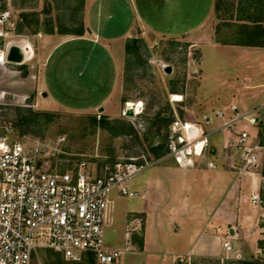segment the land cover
<instances>
[{
	"label": "rangeland",
	"instance_id": "rangeland-1",
	"mask_svg": "<svg viewBox=\"0 0 264 264\" xmlns=\"http://www.w3.org/2000/svg\"><path fill=\"white\" fill-rule=\"evenodd\" d=\"M97 1L101 5L106 2ZM207 1L135 0L132 5L131 0H123L122 5L113 3L109 10L101 8L87 24L85 0H0V10L9 8L14 18V26L5 37H0V48L12 41H26L31 48L22 63L0 62L2 114L17 129L23 125L21 118L26 117L33 133L64 134V149L68 154H63V161L85 156L96 169L105 161L141 153L154 155L151 142L161 139L167 130L164 123L154 122L158 112L198 120L210 129L218 123L213 116L215 109L227 108L231 102L241 106L240 98H244L249 106L262 102L256 127L261 132L264 128V24L240 18L254 15L248 0H216L211 29L203 30H211L210 35L205 32L199 37L168 35L137 24L141 22L165 33L180 30L200 19ZM80 20L83 33L59 31L61 27L72 29ZM96 23L100 24L102 35L121 32L130 24L133 28L122 41L106 42L93 32ZM50 27L52 32L47 30ZM172 94H176L177 100L172 99ZM131 102L141 104L139 111L128 115L126 109ZM92 115L97 119L100 115L109 118L111 125L131 124L132 129L119 128L114 132L93 122ZM157 127L159 134H156ZM227 134L225 142L231 136L227 130L214 132L210 140L217 143ZM215 151L216 148L211 150L210 155H216ZM221 152L231 161L228 147ZM163 164L161 160L139 171L129 180L130 186L143 187L152 172ZM256 171L260 175L259 192L264 205V159ZM145 202V198L126 195L116 197L113 202L104 237L112 246H123L128 240L129 250L122 253L120 264H169L171 254L165 256L163 252L173 251L176 243L183 249L189 246L184 233L165 223L164 227L153 230L158 245L148 253L139 252L145 214L134 210ZM127 211L134 212L126 215ZM132 218H138L139 224L133 230L130 228L126 237L125 227ZM259 223L264 224V214ZM242 245L240 257L228 254L221 261L216 256L197 255L191 257L189 264H242L236 259L251 257L255 243L248 240ZM49 248L39 247L32 255L31 264H99L88 253L79 259H66ZM234 249L232 245L230 251ZM259 263L264 264V260Z\"/></svg>",
	"mask_w": 264,
	"mask_h": 264
},
{
	"label": "built area",
	"instance_id": "built-area-1",
	"mask_svg": "<svg viewBox=\"0 0 264 264\" xmlns=\"http://www.w3.org/2000/svg\"><path fill=\"white\" fill-rule=\"evenodd\" d=\"M13 26L11 10L1 9L0 37ZM11 43L18 44L24 56L16 63L24 62L31 49L26 41L5 42L0 48L5 55L2 62L8 61ZM172 99L177 100L176 94ZM259 108L241 109L231 102L227 108L214 110L218 123L210 129L198 120L174 116L166 130L163 154L141 153L105 161L98 169L85 156L63 161V154H68L64 134L41 136L20 131L0 110V264H31L33 253L41 246L59 251L66 259L90 253L99 264H120L122 253L129 250L128 240L123 246H112L104 237L111 192L138 195L130 187L131 177L165 157L181 167L215 168L216 158L209 154L210 136L224 130L231 136L225 142L229 135L223 137V147L236 151L228 152L232 156L229 166L237 172L254 173L264 159V128L261 132L256 129ZM255 199L258 194L253 195ZM129 224L126 237L139 219L132 218ZM222 244L226 251L232 248L226 239ZM224 257L228 255L220 257L221 261ZM190 260L189 253L173 254L169 264H189Z\"/></svg>",
	"mask_w": 264,
	"mask_h": 264
},
{
	"label": "crops",
	"instance_id": "crops-1",
	"mask_svg": "<svg viewBox=\"0 0 264 264\" xmlns=\"http://www.w3.org/2000/svg\"><path fill=\"white\" fill-rule=\"evenodd\" d=\"M105 1V5H101L102 3L100 4L97 0H85L84 21L87 24L91 22L95 13L98 15L102 11L101 8L109 10V8H113V3L114 5L123 4V0ZM134 2L135 0H131L132 5ZM247 4L250 12L252 11L251 13L254 15L252 18L245 16L240 18L264 24V0H248ZM202 9H204L203 15L197 22L183 29L173 30V32L165 33L162 30L151 29L141 22L137 24L146 30L168 35L185 34L199 37L207 31V28L211 29L216 0L204 2ZM132 28L133 25L130 24L121 32L106 34L104 32L102 35L100 24L96 23L93 32H97L101 40L105 39L106 42L109 40L122 41L124 36L130 35ZM210 31L204 34L210 35ZM109 48L112 51V48ZM42 83L46 84L44 80ZM36 99L40 102L39 96H36ZM240 100L242 105L239 107L241 109H251L262 104L261 102L249 106L247 99L240 98ZM222 139L217 143L210 140L211 150L214 151L216 148V151L213 152L216 155H211L216 158L217 166L215 168L181 167L174 160L170 161L168 157H165L162 159L164 164L152 172L143 187L133 188L130 186L138 191L136 196L146 199L139 209L134 210L145 214L139 252L148 253L158 245V239L153 236V230L157 226L164 227L166 223L184 233L189 246L183 249L184 247L181 248V245L176 243L177 247L173 251L163 252L165 256L189 253L191 257L200 255L220 258L225 254L240 257L243 253L242 244L248 240H253L255 243L254 252L251 254L264 253V247L258 245V239L264 238V224L259 223L260 216L264 214V205L261 204L259 192L260 175L257 171L247 173L227 170L226 166L229 167L230 160H226L222 155L221 151L224 148ZM257 194L259 199L253 200V195ZM119 196L121 195L116 191L111 192L107 220L109 216L111 218L113 202ZM134 211H127L126 215ZM225 239L231 246H235L232 252L225 250L222 244ZM235 243L240 246H236Z\"/></svg>",
	"mask_w": 264,
	"mask_h": 264
},
{
	"label": "trees",
	"instance_id": "trees-1",
	"mask_svg": "<svg viewBox=\"0 0 264 264\" xmlns=\"http://www.w3.org/2000/svg\"><path fill=\"white\" fill-rule=\"evenodd\" d=\"M53 27H50L49 29H47L49 32H52ZM84 30V25L82 23V20H80V22L78 23L77 26L73 27L72 29H69L67 27H61L59 29L60 32H69V33H75V34H81L83 33ZM135 40V39H133ZM126 49H129V43H126ZM44 115L49 114L48 112H44ZM36 115H39L38 113H36ZM22 122L23 125H21L20 128H18L20 131H30V127H29V119L26 117H22ZM172 119L171 116L169 115H163L162 113H157V118L156 120H154V122H158V123H164V126L168 127V124L170 122V120ZM91 120L93 122H99L102 126L108 127L110 129H112L114 132H118V130H120L119 128H121V130H125L126 127L132 129V125L128 124V126L126 124H123L121 127L119 125H111L110 124V119L105 117V116H99V119L96 118V115H92L91 116ZM15 124V123H14ZM125 128V129H124ZM156 134H159V127H157V131ZM165 135H166V131L163 132V134H161V139H158L156 141H152L150 144V149L151 151L154 153L155 156H159L161 154H163L166 150V146H165ZM258 245L260 247H264V238H260L258 239ZM51 249V248H49ZM59 252V251H57ZM93 255L89 253V258L93 259L92 257ZM264 260V255L260 256V255H251V257H249L248 259H236L237 262L242 263V264H260L259 261L260 260Z\"/></svg>",
	"mask_w": 264,
	"mask_h": 264
},
{
	"label": "water",
	"instance_id": "water-1",
	"mask_svg": "<svg viewBox=\"0 0 264 264\" xmlns=\"http://www.w3.org/2000/svg\"><path fill=\"white\" fill-rule=\"evenodd\" d=\"M23 53L20 50V46L16 43H11L9 45L7 54H6V59L11 62H20L23 59ZM170 67L167 66V70L169 71ZM134 111L131 107H127L126 109V114L131 115L133 114Z\"/></svg>",
	"mask_w": 264,
	"mask_h": 264
},
{
	"label": "bare ground",
	"instance_id": "bare-ground-1",
	"mask_svg": "<svg viewBox=\"0 0 264 264\" xmlns=\"http://www.w3.org/2000/svg\"><path fill=\"white\" fill-rule=\"evenodd\" d=\"M4 58H5V55L2 53V51H0V62H2L4 60ZM140 104H141V102H138V103L137 102H131L128 104L129 105L128 107H131L134 112H137V111H139Z\"/></svg>",
	"mask_w": 264,
	"mask_h": 264
}]
</instances>
